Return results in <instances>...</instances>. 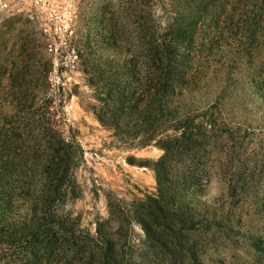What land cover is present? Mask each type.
I'll list each match as a JSON object with an SVG mask.
<instances>
[{
	"label": "trees",
	"instance_id": "16d2710c",
	"mask_svg": "<svg viewBox=\"0 0 264 264\" xmlns=\"http://www.w3.org/2000/svg\"><path fill=\"white\" fill-rule=\"evenodd\" d=\"M171 7L174 16L164 33L144 36L132 58L110 30L101 37L102 51L123 60L99 57L90 80L99 91L95 117L101 126L131 146L162 151L154 163L137 164L149 167L156 182L155 193L130 210L144 235L139 252L135 258L125 254L115 233L102 225L95 238L71 230L64 240L45 218H35V210L15 218L12 203L0 196V244L15 249L12 254L22 249L30 264L53 258L60 264H235L218 245L238 243L249 262L264 264L262 222L206 198L211 153L231 157L224 147L242 146L237 131L247 132L254 121L264 125V0H171ZM93 62L80 60L83 66ZM247 100L252 121L245 114ZM53 133L56 144L44 169L52 180L50 199L68 194L64 184L77 151Z\"/></svg>",
	"mask_w": 264,
	"mask_h": 264
},
{
	"label": "rangeland",
	"instance_id": "374dc122",
	"mask_svg": "<svg viewBox=\"0 0 264 264\" xmlns=\"http://www.w3.org/2000/svg\"><path fill=\"white\" fill-rule=\"evenodd\" d=\"M80 10L76 40L81 61L94 62L80 63L73 72L53 70L36 21L24 14L0 16V196L12 203L15 218L35 210V218H45L47 227L64 240L71 230L95 238L102 225L115 233L124 253L135 258L144 235L130 210L156 187L153 171L137 164L154 163L162 151L154 145L131 146L99 124V91L90 85L92 66L102 56L123 60L102 51L101 37L108 38L111 31L121 52L132 58L145 43L144 36L154 30L164 33L174 11L171 0H82ZM252 104L246 101L250 121ZM256 125L254 121L247 132H236L237 138L244 137L242 146L224 147L231 157L224 159L222 150L211 153L206 198L250 212L264 226V215H254L264 212V125ZM53 131L77 149L71 180L64 184L68 194L56 199L48 197L52 180L44 171L56 144ZM130 159L136 165L129 164ZM8 248L0 244V264H30L25 251L16 248L12 254L15 249ZM218 252L235 264H253L241 244L220 243ZM49 264L60 263L53 258Z\"/></svg>",
	"mask_w": 264,
	"mask_h": 264
},
{
	"label": "built area",
	"instance_id": "2783aa9c",
	"mask_svg": "<svg viewBox=\"0 0 264 264\" xmlns=\"http://www.w3.org/2000/svg\"><path fill=\"white\" fill-rule=\"evenodd\" d=\"M82 0L0 1L1 18L24 14L37 22L46 41V52L55 72H73L81 60L76 31Z\"/></svg>",
	"mask_w": 264,
	"mask_h": 264
},
{
	"label": "crops",
	"instance_id": "0c3cea01",
	"mask_svg": "<svg viewBox=\"0 0 264 264\" xmlns=\"http://www.w3.org/2000/svg\"><path fill=\"white\" fill-rule=\"evenodd\" d=\"M0 1H1V0H0ZM3 1L10 3V2H12L13 0H3Z\"/></svg>",
	"mask_w": 264,
	"mask_h": 264
}]
</instances>
